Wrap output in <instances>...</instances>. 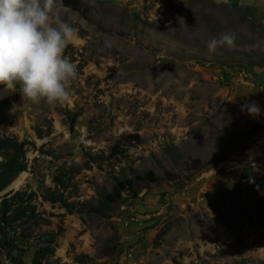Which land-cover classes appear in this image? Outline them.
Segmentation results:
<instances>
[{
  "label": "rangeland",
  "instance_id": "1",
  "mask_svg": "<svg viewBox=\"0 0 264 264\" xmlns=\"http://www.w3.org/2000/svg\"><path fill=\"white\" fill-rule=\"evenodd\" d=\"M83 1L57 5L69 101L0 99V139L22 141L15 161L0 146V264H264V21L229 0Z\"/></svg>",
  "mask_w": 264,
  "mask_h": 264
},
{
  "label": "clouds",
  "instance_id": "2",
  "mask_svg": "<svg viewBox=\"0 0 264 264\" xmlns=\"http://www.w3.org/2000/svg\"><path fill=\"white\" fill-rule=\"evenodd\" d=\"M59 0H0V85L30 101L66 103L76 66L62 53L77 40V29L57 14ZM223 39L232 40L231 36ZM211 50V45L209 46ZM258 114L255 101L241 109Z\"/></svg>",
  "mask_w": 264,
  "mask_h": 264
},
{
  "label": "trees",
  "instance_id": "3",
  "mask_svg": "<svg viewBox=\"0 0 264 264\" xmlns=\"http://www.w3.org/2000/svg\"><path fill=\"white\" fill-rule=\"evenodd\" d=\"M58 4L68 7L70 9L77 10V9H80L84 5V1L83 0H59ZM21 145H22V141H16L14 138H11V137H4L3 139H0V146H5L8 149H12V152L9 154V156H10V159L14 161L15 159H14V156L12 157V154L21 152ZM202 166H203V163L198 158L192 159L191 164H189V167H193L197 169L201 168ZM18 169L20 168L17 167L16 170ZM138 178L143 182H149V181H153L155 179V176L153 175L152 171H147L143 175L138 176ZM116 190L118 191V187H116Z\"/></svg>",
  "mask_w": 264,
  "mask_h": 264
},
{
  "label": "crops",
  "instance_id": "4",
  "mask_svg": "<svg viewBox=\"0 0 264 264\" xmlns=\"http://www.w3.org/2000/svg\"><path fill=\"white\" fill-rule=\"evenodd\" d=\"M237 5L249 6L256 10L260 18L264 21V0H229Z\"/></svg>",
  "mask_w": 264,
  "mask_h": 264
},
{
  "label": "bare ground",
  "instance_id": "5",
  "mask_svg": "<svg viewBox=\"0 0 264 264\" xmlns=\"http://www.w3.org/2000/svg\"><path fill=\"white\" fill-rule=\"evenodd\" d=\"M12 91H7V90H5L3 87H1L0 88V99L1 98H5V96L6 95H8V94H10ZM23 172H21V175H19V177H17L16 179H15V181L13 182L14 183V185H17L19 182H20V180H21V178H22V176H23Z\"/></svg>",
  "mask_w": 264,
  "mask_h": 264
}]
</instances>
